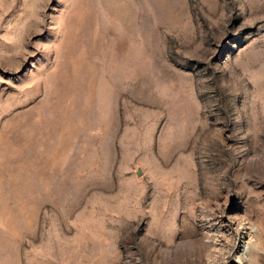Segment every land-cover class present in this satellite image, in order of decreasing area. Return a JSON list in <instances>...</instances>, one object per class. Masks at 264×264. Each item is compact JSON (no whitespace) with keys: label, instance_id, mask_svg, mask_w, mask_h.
I'll list each match as a JSON object with an SVG mask.
<instances>
[{"label":"rangeland","instance_id":"1","mask_svg":"<svg viewBox=\"0 0 264 264\" xmlns=\"http://www.w3.org/2000/svg\"><path fill=\"white\" fill-rule=\"evenodd\" d=\"M0 264H264V0H0Z\"/></svg>","mask_w":264,"mask_h":264},{"label":"water","instance_id":"2","mask_svg":"<svg viewBox=\"0 0 264 264\" xmlns=\"http://www.w3.org/2000/svg\"><path fill=\"white\" fill-rule=\"evenodd\" d=\"M137 172H138V174H140L141 173V169L139 168Z\"/></svg>","mask_w":264,"mask_h":264}]
</instances>
